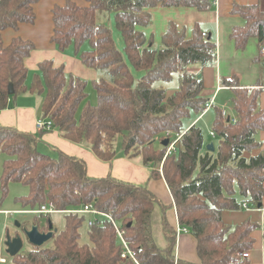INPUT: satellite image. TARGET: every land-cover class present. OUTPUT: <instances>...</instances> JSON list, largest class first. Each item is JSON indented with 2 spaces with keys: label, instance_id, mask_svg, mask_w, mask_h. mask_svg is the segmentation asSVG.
Here are the masks:
<instances>
[{
  "label": "trees",
  "instance_id": "16d2710c",
  "mask_svg": "<svg viewBox=\"0 0 264 264\" xmlns=\"http://www.w3.org/2000/svg\"><path fill=\"white\" fill-rule=\"evenodd\" d=\"M37 1L0 0V112L10 109L23 94L43 96L42 118L50 120L63 138L89 148L110 165L116 157L114 142L121 136L123 154L128 159L141 158L142 164L151 169V177L165 180L180 226L197 241L198 264H251L250 259L243 260L240 255L252 250V234L259 225L248 220L232 227L225 224L223 213L244 210L243 204L256 208L263 203L264 143L259 134L264 130V108L258 106L260 90L243 88L235 79L225 81V90L233 94L237 122L224 119L222 109L216 105L223 90L204 114L211 99L203 96V79L179 71L189 63L213 61L215 41L208 33L204 38L205 32L198 24L188 38L186 29L170 23L159 47L145 33L151 10L208 12L213 1L86 0L88 6L84 8L72 2L56 7L52 42L57 48L64 51L74 46L79 52L85 43L90 45L80 59L100 74L93 83L95 106L85 103L88 83L67 76L64 67H56L52 61L39 64V73L28 86L25 60L35 46L20 38L4 45V31L35 21ZM232 13L245 21L244 26L232 30L235 49L244 50L251 39L257 40L259 50L263 48L261 4L234 5ZM105 14L112 16L122 36V50L115 45L111 30L100 22ZM135 73L143 75L137 80ZM177 74L180 86L175 92L169 94L154 86L171 82ZM10 84L13 96L8 94ZM214 109L211 131L215 134V150L209 151L211 142L200 123ZM45 133L36 136L0 127V154L6 156L1 177L3 193L7 194L11 182L27 186L29 194L21 198L23 211H39L50 203L57 210L92 204L124 230L135 261L122 258V242L106 217H96L88 226L90 216L69 214L64 229L50 241L52 247H31L15 257L8 255L11 264H194L176 259V225L167 220L169 207L161 206L148 187L118 180L111 174L93 178L80 159L62 152L56 158L41 153L38 144ZM166 139L169 145L163 147ZM172 144L174 150L169 151ZM84 226L88 244L80 243Z\"/></svg>",
  "mask_w": 264,
  "mask_h": 264
},
{
  "label": "crops",
  "instance_id": "0c3cea01",
  "mask_svg": "<svg viewBox=\"0 0 264 264\" xmlns=\"http://www.w3.org/2000/svg\"><path fill=\"white\" fill-rule=\"evenodd\" d=\"M212 1L213 8L208 12L183 8H156L151 10V22L145 33L147 36L152 37L154 45L159 47L161 38L166 33L170 23L178 25L181 29H186L188 38L192 37L195 25H200L203 32L208 33L209 37L215 41V59L206 64L189 63L183 65L179 73L187 74L193 78H198L201 75L204 83L203 96L205 98H208L211 94L213 98L217 86L224 87L225 84L223 83L232 79L237 80L243 88L259 89L258 106L263 109L264 64L262 62L264 63V59L259 56L258 42L256 39H251L244 50L237 51L234 42L231 40L232 30L235 27L245 25L243 18L232 13L234 5L255 6L260 2L259 0H217L216 4V0ZM68 2L82 8L88 6L86 0H38L34 5L36 19L33 23L20 24L17 29H8L2 33L5 46H8L15 38L30 41L35 46L33 52L25 60V66L28 70V86L31 85L35 75L39 73V64L44 61H52L56 67L63 66L67 76L86 81L88 87L93 86V83L100 78V74L96 70L87 67L81 61L80 54L84 52L83 48L77 52L74 46H70L66 50L60 51L52 42L54 35L53 10L56 7H64ZM109 19L110 17H108V21ZM89 48L90 45L87 50ZM223 92L230 91L223 90ZM43 100V96L30 93L19 96L10 109L0 112V127H11L22 132L39 135L40 132L36 129V121L42 118L41 106ZM259 139L264 143V130L259 134ZM38 149L41 153L53 158H56L58 153L62 152L84 161L88 175L93 178H103L111 174L112 177L118 180L139 186H147V183H149V172L141 166L142 161L140 158L128 159L122 152V155L115 157L112 165H109L100 161L89 148L63 138L57 130L47 132L40 137ZM134 162L137 164H134ZM148 187L161 206L169 207L166 211L167 220L172 225H176L175 206L165 180L151 181ZM241 219L245 218L234 216L231 211L223 213L225 224L229 223L227 225H234ZM253 223L258 224L259 228L252 234L255 243L252 250H250V261L251 264H263L264 199L260 217ZM196 247L197 241L190 233H181L176 240V259L198 264Z\"/></svg>",
  "mask_w": 264,
  "mask_h": 264
},
{
  "label": "rangeland",
  "instance_id": "374dc122",
  "mask_svg": "<svg viewBox=\"0 0 264 264\" xmlns=\"http://www.w3.org/2000/svg\"><path fill=\"white\" fill-rule=\"evenodd\" d=\"M260 4H261V7L264 9V0ZM108 17H110L109 14H105V17H103V18L101 17L100 22L104 23L111 30L112 35H113V39L115 41V45L117 46V48L119 50H122L124 48L122 36H121L120 32L115 28V24H114V20H113L112 16L110 17L109 21H108ZM88 47H89V43H85L83 46V51H86ZM142 75H143V73H135V78L138 80L141 78ZM103 76H105V75H103ZM154 86L156 88L165 89L169 94H171V93H173L179 89V86H180L179 75L178 74L174 75L173 80L171 82H168V83L159 82V83H156ZM86 91H87L88 98H87L85 103L90 104L91 106H95L97 104L96 90L93 88L92 85H90L89 87H87ZM232 97H233V94L231 92H222L219 95V97L217 99V103H216L218 108L226 110L229 115L234 114V112L232 111L233 110L232 109ZM210 98H212V94L209 95V97L206 99L210 101ZM39 101H40V99H39ZM195 117H196V115H193L192 119H194ZM215 118H216V111L214 109L210 113H208L206 115V117L203 119V121L200 123V127L203 129L207 141H209L211 143H213L215 141L209 135L210 131L213 128V123H214ZM121 141H122V137L118 136L114 142V149L116 152V158L118 156L122 155ZM157 145H158V142L156 143V146ZM5 158H6L5 155L0 154V211H2V212L3 211H10L11 213H13V211L14 212L19 211V210L23 211L21 198L28 196L29 188L27 186H25L22 183L11 182L8 185L7 194L3 193V189H2V185H1V177H2V173H3V163H4ZM140 160H141V158H140ZM134 164H137V163L134 162ZM141 166L144 167L145 169H147V171L149 172V178H148L149 183L151 181H157L158 180L157 178L150 176V174H151L150 168L145 167L143 164H141ZM149 183H147L146 187H148ZM260 211H261V209H258L257 207L256 208L251 207L248 211H246L245 209L240 210V211H231L232 215L240 217V218H245V219H241V221H238V223H236L234 225H229V226H232V227L237 226L238 224H241V223L248 221V220L255 222V220H257L260 217ZM157 214L160 215L159 209H157ZM65 216L66 215H60V214H54V215L50 216V219L52 220L55 228H57L58 231L64 229ZM11 218L17 219L19 221H24L25 219L28 220L29 218H31V219L34 218L38 221V226L40 227V229L44 228L45 230H47V228H46L47 217H45V216L35 215V214H18V215H13L11 217H7L4 214H0V233L5 228L11 227L10 224L13 221ZM242 220H244V221H242ZM227 224H229V223H227ZM86 227L87 226H84L80 231L81 232V241H80L81 244H88L89 243L87 232H86V230H87ZM2 239H3V235H0V244L2 242ZM52 245L53 244L51 242H49L44 247L48 248V247H52ZM31 247L32 246L28 245L26 242V246H25L24 250L30 249ZM3 248H4V246H3ZM0 259L5 260L4 264H11L9 256L4 251L2 252V254H0Z\"/></svg>",
  "mask_w": 264,
  "mask_h": 264
},
{
  "label": "built area",
  "instance_id": "2783aa9c",
  "mask_svg": "<svg viewBox=\"0 0 264 264\" xmlns=\"http://www.w3.org/2000/svg\"><path fill=\"white\" fill-rule=\"evenodd\" d=\"M215 3L217 4V0L215 1ZM203 37H207V34L206 33H203ZM259 56L261 58L264 59V47L260 49L259 51ZM225 89H228V88H224V87H221L220 85L217 86L216 88V94L215 96L211 99L210 103L207 105L206 107V110L204 112V114H206L211 106L214 104L215 102V98L217 96V94L222 91V90H225ZM232 110V109H231ZM233 111V110H232ZM234 112V111H233ZM203 114V115H204ZM221 114H222V117L224 119H227L228 121H231L232 123H236L237 122V118H236V115L235 113L234 114H231L229 115L228 112L224 109H222L221 111ZM202 115V116H203ZM201 116V117H202ZM200 117V118H201ZM36 129L39 131V132H51L53 131V125H52V122L48 119H43V118H40L36 121ZM210 137L212 138H215V134L210 131L209 133ZM179 138V137H178ZM171 150H174V144H172L170 147H169V151ZM160 172L162 174V169H160ZM172 201H173V204L175 206V203H174V199L172 197ZM243 209L245 210H249V206L247 204H243ZM16 213L18 214H35V215H42V216H45V217H48L50 215H54V214H60V215H69V214H73V215H85V216H90V220L89 222L87 223L88 226H92L93 225V221L96 217H100V216H104L106 217L111 223L112 225L114 226L117 234H118V237L119 239L121 240L122 242V245H123V255H122V258L123 259H126L127 257H130L132 258L134 261H135V258H134V252L131 250L128 242L124 239V230L121 229L114 221L113 219L104 214V213H101L99 212L92 204L90 205H85L79 209H75V210H57L51 203L47 206V207H44L42 208V210H39V211H17ZM0 214H4V215H8V214H11L10 211H0ZM175 217H176V237L178 238L180 236L181 233H189L188 229L186 228H183L180 226L179 222H178V215H177V210H176V207H175ZM262 235H263V239H264V226L262 227ZM2 243V242H1ZM1 248V247H0ZM1 251V250H0ZM1 254V253H0ZM241 258L243 260H248L250 259L251 257V252L250 251H246V252H243L241 253ZM5 260L3 259H0V263L1 264H4ZM264 264V262H263Z\"/></svg>",
  "mask_w": 264,
  "mask_h": 264
},
{
  "label": "water",
  "instance_id": "95a60500",
  "mask_svg": "<svg viewBox=\"0 0 264 264\" xmlns=\"http://www.w3.org/2000/svg\"><path fill=\"white\" fill-rule=\"evenodd\" d=\"M200 78H201V75L198 76V79ZM8 94L10 96L14 95V89H13L12 84L9 85ZM168 145H169L168 139L162 142L163 147H167ZM207 149L209 151H214L215 150L214 144L210 143L207 146ZM257 207L258 209H261L262 204H259ZM48 225H49V231L47 233H41L38 226H33L29 231L26 230V238L29 244L37 248H43L47 243H49L53 239L54 234L57 233L58 229L54 227V224L50 218L48 221ZM5 245L8 247V249L6 250V253L11 258L20 254V252L24 248V242L21 237H15L12 239L11 237L8 236L5 242Z\"/></svg>",
  "mask_w": 264,
  "mask_h": 264
},
{
  "label": "flooded vegetation",
  "instance_id": "af4514ba",
  "mask_svg": "<svg viewBox=\"0 0 264 264\" xmlns=\"http://www.w3.org/2000/svg\"><path fill=\"white\" fill-rule=\"evenodd\" d=\"M16 212L17 211H15V212L13 211V213L8 214L6 216L7 217H11L13 215H18V213H16ZM12 220L13 221L10 224L11 227L5 228L0 233V235H3L2 243L0 244V247H1L0 248V250H1L0 253L1 254H2L3 251L6 252V250L8 249V247L5 245V242H6L8 236L11 237L12 239L15 238V237H21L23 239V242H24V248L26 246V242H27L28 245L32 246L31 244H29V242H28V240L26 238V230L29 231L33 226H38V221L36 219H34V218H32V219L29 218L28 220L25 219L24 221H19L17 219H12ZM46 221H47V225H46L47 230H45L44 228L40 229V227L38 226L41 233H47L49 231V225H48L49 218H47ZM3 246H4V248H3ZM32 247H34V246H32ZM24 248H23V250H24Z\"/></svg>",
  "mask_w": 264,
  "mask_h": 264
}]
</instances>
